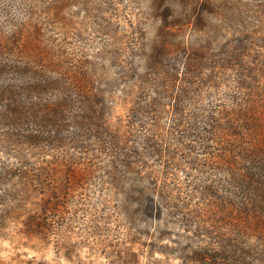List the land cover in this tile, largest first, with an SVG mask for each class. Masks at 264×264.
Instances as JSON below:
<instances>
[{
  "label": "rangeland",
  "instance_id": "1",
  "mask_svg": "<svg viewBox=\"0 0 264 264\" xmlns=\"http://www.w3.org/2000/svg\"><path fill=\"white\" fill-rule=\"evenodd\" d=\"M189 1L0 0V31L29 21L37 27L43 47L74 65L93 64L99 86L113 101L114 129L125 121L141 91L147 94L156 85L162 88L166 80L161 76L166 72L179 81L175 92L174 86L163 87V110L168 109L171 96H178L179 106L195 115L242 97L252 99L257 105L253 126L257 157L245 154L246 150L241 155L143 156L138 171L148 173L168 199H175V205L194 200L190 197L193 184L212 186L215 191L225 186L239 195L244 187L240 184L237 190L233 177L242 175L248 159L257 158V189L264 191V25L262 17L257 18V0H220L216 7L214 2L200 3L192 11L194 25L188 26L190 17L180 16L191 9ZM157 41L161 46L153 53ZM126 86L127 99L120 94ZM239 139V148L247 147L249 139ZM53 154L35 159L69 161L74 156ZM22 156L0 155V172L4 163H16ZM77 158L81 164V155ZM69 165L57 180L61 188V196L54 195L57 204L43 206L41 200L53 195L45 190L35 192L27 205L37 216L49 217L46 228L29 223V211L0 218V264H193L195 258L200 264L214 263L190 253L181 256L178 249L187 233L170 219L152 220L106 172L72 176ZM134 194L138 195L137 189ZM195 201L203 204V196L197 195ZM198 221L208 222L205 230L213 228L216 219L202 210L190 223ZM195 235L196 247L203 245L206 236L212 238L210 232L200 230ZM261 245L257 235V254L247 256L257 264H264ZM217 260L225 264L228 259Z\"/></svg>",
  "mask_w": 264,
  "mask_h": 264
},
{
  "label": "trees",
  "instance_id": "2",
  "mask_svg": "<svg viewBox=\"0 0 264 264\" xmlns=\"http://www.w3.org/2000/svg\"><path fill=\"white\" fill-rule=\"evenodd\" d=\"M189 2L191 9L180 16L190 17L188 26L194 25L192 11L200 3L214 2L215 7L222 4L220 0ZM259 16L264 25V0H257ZM259 27L257 23V32ZM37 34V27L29 21L0 31V155H23L16 163H4L5 169L0 172V218L18 217L29 211L27 205L38 191L53 192L41 200L45 208L57 204L54 195L61 196L57 180L69 162V175L106 172L123 188L127 199L133 197L152 220L164 223L170 219L174 227H181L187 233L178 249L181 256H204L213 264L222 256L228 259L225 264H257L247 257L257 254V235L264 248V191L257 189V158L247 160L240 177L233 174L236 189L240 190V184L244 187L239 195L225 186L215 191L212 186L193 184L190 197L194 200L178 205L175 199L165 196L164 189L148 173L138 171L144 155H241L246 150L245 154L257 157V134L253 130L257 105L252 99L242 97L195 115L179 106L178 96H171L166 103L168 109L163 110V87L174 86L175 92L179 81L178 76L166 72L161 76L166 80L162 88L156 85L152 93L141 91L125 124L119 121L114 129L110 123L113 101L99 86L93 64L74 65L58 57L42 46ZM160 46L155 42L152 52ZM129 86L120 92L122 97L128 96ZM239 138L249 139L247 147L239 148ZM52 151L53 155L74 156L69 161L35 159ZM77 155H81V164L77 163ZM197 195L203 196V204L195 201ZM202 210L216 219L211 222V230H203L208 222L190 223ZM27 218L29 223L48 226L46 214L39 217L29 211ZM198 230L210 232L212 238L206 236L203 245L196 247ZM192 263L200 261L195 258Z\"/></svg>",
  "mask_w": 264,
  "mask_h": 264
}]
</instances>
